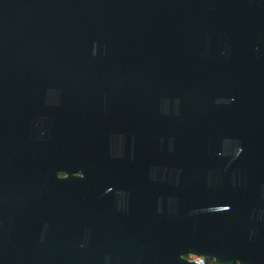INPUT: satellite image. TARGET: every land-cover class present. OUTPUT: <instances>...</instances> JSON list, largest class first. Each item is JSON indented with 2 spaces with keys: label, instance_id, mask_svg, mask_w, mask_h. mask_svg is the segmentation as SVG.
<instances>
[{
  "label": "water",
  "instance_id": "95a60500",
  "mask_svg": "<svg viewBox=\"0 0 264 264\" xmlns=\"http://www.w3.org/2000/svg\"><path fill=\"white\" fill-rule=\"evenodd\" d=\"M187 256L264 264V0H0V264Z\"/></svg>",
  "mask_w": 264,
  "mask_h": 264
},
{
  "label": "built area",
  "instance_id": "2783aa9c",
  "mask_svg": "<svg viewBox=\"0 0 264 264\" xmlns=\"http://www.w3.org/2000/svg\"><path fill=\"white\" fill-rule=\"evenodd\" d=\"M189 260H192L195 262V264H206V261L200 257L192 256L189 258Z\"/></svg>",
  "mask_w": 264,
  "mask_h": 264
},
{
  "label": "flooded vegetation",
  "instance_id": "af4514ba",
  "mask_svg": "<svg viewBox=\"0 0 264 264\" xmlns=\"http://www.w3.org/2000/svg\"><path fill=\"white\" fill-rule=\"evenodd\" d=\"M77 175H78V176H81V174H77ZM57 176H58L59 178H62V177H64L65 175H64L63 173L58 172Z\"/></svg>",
  "mask_w": 264,
  "mask_h": 264
},
{
  "label": "trees",
  "instance_id": "16d2710c",
  "mask_svg": "<svg viewBox=\"0 0 264 264\" xmlns=\"http://www.w3.org/2000/svg\"><path fill=\"white\" fill-rule=\"evenodd\" d=\"M191 256H187V258H190ZM206 264H214L213 262L206 261Z\"/></svg>",
  "mask_w": 264,
  "mask_h": 264
},
{
  "label": "rangeland",
  "instance_id": "374dc122",
  "mask_svg": "<svg viewBox=\"0 0 264 264\" xmlns=\"http://www.w3.org/2000/svg\"><path fill=\"white\" fill-rule=\"evenodd\" d=\"M192 257V256H191Z\"/></svg>",
  "mask_w": 264,
  "mask_h": 264
}]
</instances>
